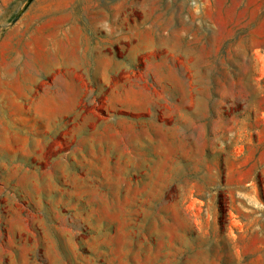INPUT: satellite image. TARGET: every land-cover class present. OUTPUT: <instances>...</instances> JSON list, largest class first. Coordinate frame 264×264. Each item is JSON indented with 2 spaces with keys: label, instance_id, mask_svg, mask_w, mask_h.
Segmentation results:
<instances>
[{
  "label": "rangeland",
  "instance_id": "rangeland-1",
  "mask_svg": "<svg viewBox=\"0 0 264 264\" xmlns=\"http://www.w3.org/2000/svg\"><path fill=\"white\" fill-rule=\"evenodd\" d=\"M97 13L164 39L125 107L78 71ZM0 264H264V0H0Z\"/></svg>",
  "mask_w": 264,
  "mask_h": 264
},
{
  "label": "crops",
  "instance_id": "crops-1",
  "mask_svg": "<svg viewBox=\"0 0 264 264\" xmlns=\"http://www.w3.org/2000/svg\"><path fill=\"white\" fill-rule=\"evenodd\" d=\"M92 17L95 18L96 22L91 25V31L93 34H80L79 37V45L82 47L79 48V53L83 54V57H86L89 54V62L85 63L82 67L78 68V71L82 76L92 75L94 79V88L93 92H96V95L102 94L106 92L107 99L113 108L125 107V98L126 95L130 94L134 90H129L126 87L127 81H115L112 78V72L114 74L120 72L127 68V63L129 66L135 65L140 61L142 54L144 52H153L157 51L158 47L162 45L164 42L161 35L158 34L157 28L155 24H144L142 20H137L134 18H130V15H123L122 17L125 20L131 21L130 25L126 28H129L127 32L119 33L116 29L119 28L118 25H112L107 22L108 15L107 14H92ZM80 28L81 26H77ZM146 29V33L144 34L143 29ZM116 31V33H114ZM128 48H124L125 46ZM125 52L127 55L122 57L115 56V52ZM41 53V52H40ZM43 55L46 56V48L42 51ZM74 70H76L74 68ZM86 74V75H85ZM28 80L32 79V84L38 82L39 84H43V78L47 75V67L46 64H39L38 67H33L28 70ZM82 77L78 79L75 78L69 79V77L59 76L56 72L52 77L51 85L58 88L59 85L64 83L70 85L79 86L81 83L85 84V78ZM88 83L92 80L87 76ZM92 85V83H91ZM83 87V86H82ZM76 93H73L75 96V100L79 101L80 96L82 95V90L78 87ZM29 91L30 88L26 87ZM83 89V88H82ZM106 90V91H105ZM60 89L57 90L56 94L60 93ZM49 100L58 102V98L48 97L46 90L40 92L38 96H36L33 102L28 101L27 107L26 103H23V108L21 109L20 118L30 121L34 120L40 124H43V128H38V133H46V125L50 123H54L59 120V118L68 116L67 113L61 111L60 114H54L52 116H48L45 111V104ZM81 100V98H80ZM19 103L21 100H17ZM31 110L33 111V115H31ZM101 148H103V144H100ZM82 158L86 159L85 155H82Z\"/></svg>",
  "mask_w": 264,
  "mask_h": 264
}]
</instances>
